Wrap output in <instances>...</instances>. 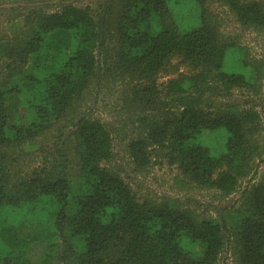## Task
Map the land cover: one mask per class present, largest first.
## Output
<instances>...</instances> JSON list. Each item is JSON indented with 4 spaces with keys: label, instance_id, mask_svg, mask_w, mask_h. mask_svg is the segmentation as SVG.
<instances>
[{
    "label": "trees",
    "instance_id": "1",
    "mask_svg": "<svg viewBox=\"0 0 264 264\" xmlns=\"http://www.w3.org/2000/svg\"><path fill=\"white\" fill-rule=\"evenodd\" d=\"M108 1L96 11L31 7L20 14L16 34L0 37V264H31L36 240L48 242L47 263L58 255L66 264H217L228 244L235 264H264V180L248 185L219 218H198L173 200L139 203L100 166L113 153L111 132L97 118L75 122L73 167L54 162L13 181V149L33 147L70 117L90 86L113 81L112 73L139 82L125 95L127 106L158 112L128 145L137 168L149 166L156 152L190 183L223 196L249 175L259 155L260 114L223 99L233 91L259 94L262 60L221 36L205 0ZM223 1L242 26L264 31V0ZM232 54L245 72L225 70ZM173 61L190 73L159 89L157 77ZM218 133L220 144L209 145ZM41 223L49 229L32 233Z\"/></svg>",
    "mask_w": 264,
    "mask_h": 264
},
{
    "label": "rangeland",
    "instance_id": "2",
    "mask_svg": "<svg viewBox=\"0 0 264 264\" xmlns=\"http://www.w3.org/2000/svg\"><path fill=\"white\" fill-rule=\"evenodd\" d=\"M107 1L0 0V37L3 35L12 36L18 32L20 24L23 23L20 14L28 8L40 7L46 12H52L60 10L65 4H74L77 6L90 5L96 11L101 4L103 5ZM204 3L212 26L221 36L245 47L248 56L260 59L264 63V31L242 26L223 0H205ZM113 43H115V39L112 33L109 45H107L110 49L107 57L109 63L114 58ZM224 68L225 70L233 69L237 72H245V67L237 61L233 54L230 55L229 63L226 60ZM189 73V68L179 61H173L169 69L158 75L157 85L160 87L159 89H162L170 79ZM111 75L114 76L113 81L107 80L99 86L94 84L90 86L83 99L76 104L70 117L37 138L33 142V147L28 146V144H21L13 149L9 156V164L10 174L14 182L29 178L34 172L50 168L54 162L74 166V141L71 133L79 116L97 118L106 124L111 132L113 156L107 162H100V166L110 173L116 174L125 182L139 203L145 201L160 203L173 200L178 207L190 210L198 218H219L222 213L228 212L238 204L243 190L248 185L264 180V78L259 94L253 95L247 91H233L231 97L223 99L224 103H234L245 107L253 106L261 117L260 131L256 137L259 155L251 163V171L241 181L238 189L229 196H223L214 189L203 188L190 183L188 179L180 175L173 165L168 164L167 160L157 157L156 152H153L154 157L149 166L137 168L134 165L128 145L131 140L141 136L146 125L143 120L157 117L158 112L149 108L135 110L134 107L127 106L124 97L131 95L139 82L129 77L122 78L113 73ZM166 107L172 109L174 104L168 102ZM209 137H206L207 141ZM222 138L221 133H218L208 141V144L211 146L219 145ZM47 229H49L48 224L41 223L32 229V233H40ZM28 230L31 229L25 228L23 233ZM47 244L48 242L45 240L31 242L29 255H27L29 262L31 264H66L58 261V255H53L49 263L42 261L44 253L48 250ZM217 264H235L228 244H225Z\"/></svg>",
    "mask_w": 264,
    "mask_h": 264
}]
</instances>
